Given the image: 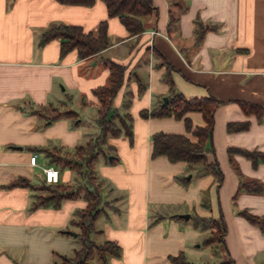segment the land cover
<instances>
[{
  "label": "crops",
  "instance_id": "obj_1",
  "mask_svg": "<svg viewBox=\"0 0 264 264\" xmlns=\"http://www.w3.org/2000/svg\"><path fill=\"white\" fill-rule=\"evenodd\" d=\"M153 3L157 13L144 19L142 33L131 35L118 16H109L104 0L93 5L0 0V264H55L56 253L73 255L82 246L72 220L87 200L65 198L58 207L31 208L33 189L9 183L20 177L41 182L42 167L47 165L59 168L60 182L76 181L75 170L51 162L38 148L71 150L97 135L89 131L93 121L97 123L100 106L94 90L109 82L106 58L127 67L113 108L130 113L133 137L124 130L110 136L111 147L94 165L104 182L105 199L113 201L98 217L102 232L94 238L113 240L122 252L92 264H171V256L180 252L191 261L217 262V246L203 244L210 228L198 226L195 216L219 217L220 213L227 233L218 256H231L236 264H264V227L240 214L248 209L264 217V193L243 190L235 197L240 182L236 167L245 178L264 183V159L255 166L244 154L234 153L233 162L229 156L230 148L264 152V108L259 116L242 105L264 106V0ZM171 15L177 20L169 28ZM104 19L111 44L92 56L80 58L76 49L62 56L59 38L40 45L42 32L51 26L79 24L97 32ZM198 22L214 26L199 43ZM172 86L187 97L212 94L221 100L213 138L206 143L213 148L207 152L208 159H217L224 172L220 188L213 174L196 178L186 161L152 155L157 132L194 137L183 118L142 114L169 97ZM73 98L79 99L81 107L75 109L77 119L46 121L32 111L69 108ZM89 109L90 120L86 119ZM187 115L193 126L205 123L200 111ZM229 123L247 127L230 130ZM32 154H37V165L31 163ZM184 213L190 217L181 216Z\"/></svg>",
  "mask_w": 264,
  "mask_h": 264
},
{
  "label": "trees",
  "instance_id": "obj_2",
  "mask_svg": "<svg viewBox=\"0 0 264 264\" xmlns=\"http://www.w3.org/2000/svg\"><path fill=\"white\" fill-rule=\"evenodd\" d=\"M66 4L93 5L96 0H58ZM109 16H118L127 27L131 35L140 34L145 30L144 19L157 13V7L153 0H104ZM177 18L171 15L169 28L176 23ZM214 28L213 25L198 22L196 28V40L201 42L205 33ZM59 38L61 40V55H65L70 50L76 49L80 58H87L106 49L110 44L108 33V20L100 22L97 32L87 31L79 24L60 23L45 29L42 32L40 45L47 41ZM105 64L110 68L109 82L95 88L94 92L100 99L98 107L97 124L100 131L96 136L90 137L85 143L77 145L71 150H63L61 147H39L49 157L50 161L62 167H69L75 170L77 179L75 182H48L46 179L34 183L30 179L20 177L9 183V186L26 185L33 189V203L31 208L41 206H60L65 198H84L87 206L77 210L73 225L77 226L78 239L82 246L75 250L73 255L56 253L55 264H92V257L101 262H107L110 256H120L121 246L110 239L98 241L94 238L95 234L102 232L97 227V219L107 212V207L113 201L104 197V182L95 172L94 165L101 154L107 153V148L111 147L108 143L110 136L119 135L123 130L132 138L133 130L131 126V115L128 112L121 113L113 108V99L125 80L126 65L110 58L105 59ZM143 89V88H141ZM219 100L214 95L187 97L182 92L177 91L172 86L169 101L166 105L160 103L155 106L150 113L144 110V116H175L185 120L186 128L192 132L194 137L186 133L157 132L153 135L152 155H165L171 161H186L191 172L200 174H213L217 187L220 188L224 181V172L217 159L210 161L206 143L213 138L215 125V111L220 105ZM244 109L250 113L262 115L263 105L255 103H242ZM46 121H53L62 117L77 119L79 113L75 109L61 106L37 107L32 110ZM191 111H200L203 114L205 123L193 126L191 118L187 115ZM247 127L246 123H229L228 128L235 130ZM241 153L253 160L256 166L259 161L264 159V152L259 150H248L243 148H230L229 156L233 162V154ZM240 175L239 192L245 190L252 193H264V183L257 179H247L236 167ZM185 182L189 179L183 176ZM48 192H47V191ZM205 205L210 206V200H205ZM240 214L245 216L254 224L264 227V217L243 209ZM195 222L202 228L216 227L219 231V238L216 239L214 233H210L203 240V244H215L216 242L225 243L227 233V223L223 213L219 217L214 216H195ZM171 264H236L230 256L217 262H195L191 261L184 252L171 256Z\"/></svg>",
  "mask_w": 264,
  "mask_h": 264
},
{
  "label": "rangeland",
  "instance_id": "obj_3",
  "mask_svg": "<svg viewBox=\"0 0 264 264\" xmlns=\"http://www.w3.org/2000/svg\"><path fill=\"white\" fill-rule=\"evenodd\" d=\"M73 102H70L69 103V108H74V109H80L81 107H80V105H79V99L78 98H73V100H72ZM89 108H91V107H89ZM90 111H88L89 113H87L86 114V119H88V120H90L88 117H90L92 114H93V112L91 111L92 109H89ZM83 116V115H82ZM84 117V116H83ZM82 125H85V123H84V121H83V123H82ZM91 126V127H90ZM89 127H90V133H92L91 135H96V134H98L99 133V131H100V128H99V125H97V123L96 122H94L93 121V124L92 125H90ZM40 175H41V173H39ZM197 176H198V174L197 173H195V177L197 178ZM200 176V175H199ZM37 179L38 180H41V177H37ZM47 191V190H46ZM48 192V191H47ZM221 199V198H220ZM109 200V199H108ZM229 202H231V200H229ZM216 230V227H211L210 228V231H209V234L210 233H214V236H215V238L216 239H218L219 238V236H220V234H219V231H215ZM215 246H217L216 248V250H217V252H215L216 253V255H217V259H219V261L220 260H222V259H227V256L226 255H224V258H220V256H218L221 252H222V250H223V244H222V242H216L215 244H214ZM95 260V256L94 257H92V260H91V262H93Z\"/></svg>",
  "mask_w": 264,
  "mask_h": 264
},
{
  "label": "built area",
  "instance_id": "obj_4",
  "mask_svg": "<svg viewBox=\"0 0 264 264\" xmlns=\"http://www.w3.org/2000/svg\"><path fill=\"white\" fill-rule=\"evenodd\" d=\"M31 163L37 165V154L31 155ZM45 179L48 182H58L60 179V170L54 165H47L42 167Z\"/></svg>",
  "mask_w": 264,
  "mask_h": 264
},
{
  "label": "water",
  "instance_id": "obj_5",
  "mask_svg": "<svg viewBox=\"0 0 264 264\" xmlns=\"http://www.w3.org/2000/svg\"><path fill=\"white\" fill-rule=\"evenodd\" d=\"M169 101V97L168 96H165L164 97V101H163V104L166 105ZM191 176V175H190ZM189 176V177H190ZM181 216L185 217V218H189L190 217V214L189 213H184V214H181ZM68 232L72 233V234H77L75 231H72V230H68Z\"/></svg>",
  "mask_w": 264,
  "mask_h": 264
}]
</instances>
